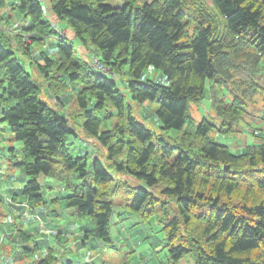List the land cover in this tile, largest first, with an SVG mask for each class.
Here are the masks:
<instances>
[{
    "label": "clouds",
    "instance_id": "9594fccd",
    "mask_svg": "<svg viewBox=\"0 0 264 264\" xmlns=\"http://www.w3.org/2000/svg\"><path fill=\"white\" fill-rule=\"evenodd\" d=\"M0 264H264V0H0Z\"/></svg>",
    "mask_w": 264,
    "mask_h": 264
}]
</instances>
